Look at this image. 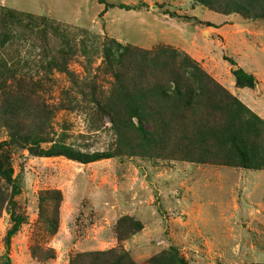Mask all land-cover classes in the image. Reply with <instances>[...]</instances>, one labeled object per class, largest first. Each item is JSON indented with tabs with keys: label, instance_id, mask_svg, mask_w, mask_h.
Segmentation results:
<instances>
[{
	"label": "rangeland",
	"instance_id": "obj_1",
	"mask_svg": "<svg viewBox=\"0 0 264 264\" xmlns=\"http://www.w3.org/2000/svg\"><path fill=\"white\" fill-rule=\"evenodd\" d=\"M3 140L0 264H264V0H0Z\"/></svg>",
	"mask_w": 264,
	"mask_h": 264
},
{
	"label": "trees",
	"instance_id": "obj_2",
	"mask_svg": "<svg viewBox=\"0 0 264 264\" xmlns=\"http://www.w3.org/2000/svg\"><path fill=\"white\" fill-rule=\"evenodd\" d=\"M102 3H105L104 1H101ZM107 7H109L110 5L105 3ZM119 7L121 8H125V9H133V6H129V5H125V4H120ZM186 19H188V17H185ZM228 59V62L233 66L231 69V72L234 76L235 79V85L237 87H253L255 85V78L253 76V74L251 73H247L243 68L237 66L236 62L234 61V59L232 58H226ZM233 100H236L235 98ZM237 101V100H236ZM140 130L142 129V127H139ZM33 135H19V134H12L10 136V139L12 140V142H20V143H25V142H31L34 143V145L37 146L38 144V138L36 137L37 135H34L33 139H32ZM231 135L229 134V137ZM233 137V135L231 136ZM19 143V144H20ZM3 145H6V141H0V147H2ZM36 154L39 155H43V156H56V155H64L68 158L71 159H75L77 161L80 162H89V161H93L97 158H101V157H110L112 156V153H94V154H86V153H82L80 151H75L72 148L65 146V145H52L49 149H34V151ZM0 175L5 179L6 182H8L11 185V194H10V198H11V205L14 206L13 201H12V196L18 194L19 191V187L18 185L14 182V179L12 177V168L10 166H8L7 164H5V162L0 158ZM24 221V218L22 216H20L19 214H16L14 212V210H12L11 212V226L10 228L6 231V235H5V249H6V253H8V249L10 247V240L11 237L19 230L20 225L22 224V222ZM10 260L9 258L6 256V264H9Z\"/></svg>",
	"mask_w": 264,
	"mask_h": 264
}]
</instances>
